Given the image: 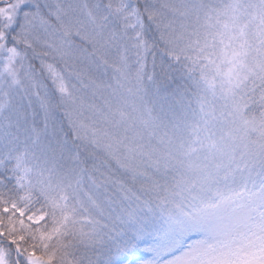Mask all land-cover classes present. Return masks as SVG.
I'll list each match as a JSON object with an SVG mask.
<instances>
[{"label": "snow or ice", "instance_id": "snow-or-ice-1", "mask_svg": "<svg viewBox=\"0 0 264 264\" xmlns=\"http://www.w3.org/2000/svg\"><path fill=\"white\" fill-rule=\"evenodd\" d=\"M0 173V264H264V0H0Z\"/></svg>", "mask_w": 264, "mask_h": 264}, {"label": "rangeland", "instance_id": "rangeland-1", "mask_svg": "<svg viewBox=\"0 0 264 264\" xmlns=\"http://www.w3.org/2000/svg\"><path fill=\"white\" fill-rule=\"evenodd\" d=\"M64 2L69 3V2H71V0H64ZM0 174H3V173H0ZM3 175H5V178H6V174H3ZM9 183H11V182H9Z\"/></svg>", "mask_w": 264, "mask_h": 264}, {"label": "trees", "instance_id": "trees-1", "mask_svg": "<svg viewBox=\"0 0 264 264\" xmlns=\"http://www.w3.org/2000/svg\"><path fill=\"white\" fill-rule=\"evenodd\" d=\"M11 183H9V185H10Z\"/></svg>", "mask_w": 264, "mask_h": 264}]
</instances>
